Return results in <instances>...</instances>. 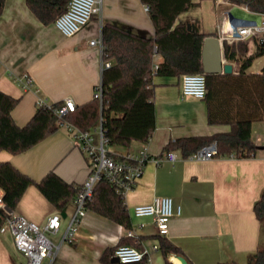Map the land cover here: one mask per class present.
I'll list each match as a JSON object with an SVG mask.
<instances>
[{"label": "crops", "instance_id": "obj_1", "mask_svg": "<svg viewBox=\"0 0 264 264\" xmlns=\"http://www.w3.org/2000/svg\"><path fill=\"white\" fill-rule=\"evenodd\" d=\"M193 2L195 6L182 13L179 20L192 23L207 36H220L218 27L222 23L261 21L264 16L228 0ZM210 2H213L211 11ZM106 22L146 37L155 34L148 9L140 0H103L102 13L73 36H65L54 22L43 24L26 0L5 1L0 16V90L19 99L12 111L18 125L30 121L39 100L57 103L70 97L80 107L93 99L102 79L103 58L90 41L99 36ZM239 41L246 43L247 55H251L260 39L250 37ZM154 58L162 61L160 54ZM224 60L229 62L225 57ZM229 63L237 73L238 64ZM263 66L264 56H259L248 71L258 73ZM23 74L33 78L32 89H24L15 80ZM153 82L156 128L146 143L134 141L130 148L112 145L110 148L119 155L147 147L152 156L163 157L170 141L231 129L229 124L209 123L205 99L182 94L181 75H155ZM251 137L259 146L264 145V119L253 122ZM171 151L176 153L174 162L148 161L142 176L126 194L124 203L131 228L88 209L73 243L63 241V237L76 213L75 197L64 210H58L35 185H30L15 212L41 226L55 214L61 217L58 231L47 233L59 248L54 257H47L42 264H103V252L116 248L121 239L139 248L159 245L162 235L157 233L153 217L134 214L136 206L151 203L156 196H170L175 206L182 207V213L170 219L165 238L182 250L189 264L228 260L246 264L249 255L264 245L261 223L254 212V204L264 189V148L248 157L231 154L205 160L190 159L181 148ZM0 161L11 162L38 181L54 171L65 181L82 187L89 174V158L65 126L23 152L1 150ZM0 194H3L1 187ZM6 225L0 228V264H27L26 256L16 248L11 229ZM129 230L134 235L130 236ZM150 257L151 264H182L177 254L165 257L161 249L152 251Z\"/></svg>", "mask_w": 264, "mask_h": 264}, {"label": "trees", "instance_id": "obj_2", "mask_svg": "<svg viewBox=\"0 0 264 264\" xmlns=\"http://www.w3.org/2000/svg\"><path fill=\"white\" fill-rule=\"evenodd\" d=\"M5 1L0 0V16ZM70 1L26 0V4L43 24H50L68 9ZM140 1L148 5V13L155 27L154 36L146 37L118 24L104 23L103 60L110 61L111 66L102 71V99L94 96L67 116L69 122L82 130L102 125L104 136L111 146L130 148L134 141H149L156 128L155 75L178 76L204 72L202 46L207 35L197 28L194 31L188 29L187 22L179 20L182 13L195 6L193 0ZM228 1L264 15V0ZM223 49L224 57L238 64V71L206 73L207 93L204 99L207 101L209 123L229 124L231 129L210 136H191L170 141L166 151L181 148L185 156H189L212 141H217L220 155L248 157L259 148H264V145L259 146L251 137L253 122L264 119V66L258 73L248 71L255 58L264 56V42L257 41L256 50L251 55H247L244 41L225 40ZM155 52L162 56L156 69ZM18 102V98L0 90V151L23 152L60 127L58 117L52 110L40 105L26 125H18L12 115ZM114 157L123 159L120 155ZM30 185H35L58 210H64L81 188L65 181L54 171L48 172L38 181L21 172L11 162L0 161V187L5 205V209L0 208V228L6 224L8 210L15 212ZM87 208L128 229L132 226L123 198L116 193L115 186L104 178L96 184L93 199ZM254 212L264 235V189L254 204ZM160 237L159 249L165 257L171 253L183 255L178 246L165 236ZM123 244L125 241L121 239L118 245ZM115 249L109 248L103 252V264L145 263L112 262ZM217 264L240 263L228 260ZM246 264H264V245L249 255Z\"/></svg>", "mask_w": 264, "mask_h": 264}, {"label": "built area", "instance_id": "obj_3", "mask_svg": "<svg viewBox=\"0 0 264 264\" xmlns=\"http://www.w3.org/2000/svg\"><path fill=\"white\" fill-rule=\"evenodd\" d=\"M145 7L148 9V5ZM102 9L103 0H71L68 9L55 19L54 24L65 36H73L87 26L95 15H100ZM218 32L221 42L245 40L250 37L261 39L264 37V16L261 21H250L242 24L222 23L218 27ZM90 44L99 48L103 58L102 32L97 38L92 39ZM158 54L155 52V57ZM158 64L159 62L154 58L155 69L158 68ZM110 66V61L102 60V69ZM15 80L20 82L26 90L34 87V80L28 74L16 76ZM181 90L184 96L204 99L207 93L206 73H183L181 75ZM95 96L102 99L101 82L96 86ZM39 105L52 110L58 117L59 125L69 129L77 146L89 158V174L75 195L76 213L63 237V241L69 243L75 241L78 225L87 214V205L92 201L94 188L101 179L104 178L113 184L116 193L125 200L126 194L142 176L148 161L154 160L156 163H160L163 159L172 162L176 160L174 151L165 153L163 157H156L148 152L147 147L138 151H128L120 155L123 159H116L114 155L119 154L110 148L111 145L104 136L102 125L82 130L67 120L68 114L76 109V103L72 98H65L56 106L53 103L39 100ZM216 156H220L218 143L212 141L187 157L194 160H205ZM0 208L5 209L2 194H0ZM181 213V205L175 206L173 198L170 196H156L151 203L138 205L134 208V214L138 217L152 216L157 233L162 236H167L169 233L170 219ZM60 218L59 214H55L49 218L44 226H41L22 214L8 212L6 224L11 229L16 248L26 256L27 264H42L47 257H54L59 246L51 240L47 233L58 231L61 225ZM128 234L132 236L134 232L129 230ZM158 249V244H154L150 248L123 244L116 247L114 256H117L122 263L145 261L144 264H151V252Z\"/></svg>", "mask_w": 264, "mask_h": 264}, {"label": "water", "instance_id": "obj_4", "mask_svg": "<svg viewBox=\"0 0 264 264\" xmlns=\"http://www.w3.org/2000/svg\"><path fill=\"white\" fill-rule=\"evenodd\" d=\"M188 29L194 31L195 26L192 23H187ZM264 42V37L260 39ZM224 41L221 42L218 36L209 35L204 38L202 46V65L203 70L207 74H222L232 73L233 64L224 60ZM11 213V211L8 210ZM177 258L182 264H189L188 260L183 255H177ZM112 262H120L117 256H112Z\"/></svg>", "mask_w": 264, "mask_h": 264}, {"label": "rangeland", "instance_id": "obj_5", "mask_svg": "<svg viewBox=\"0 0 264 264\" xmlns=\"http://www.w3.org/2000/svg\"><path fill=\"white\" fill-rule=\"evenodd\" d=\"M211 4H213V2H210V8H209L210 11H211V8H212ZM212 11H214V10L212 9ZM95 16H98V15H95ZM95 16H94V17H95ZM6 228H8L7 225H6Z\"/></svg>", "mask_w": 264, "mask_h": 264}, {"label": "bare ground", "instance_id": "obj_6", "mask_svg": "<svg viewBox=\"0 0 264 264\" xmlns=\"http://www.w3.org/2000/svg\"><path fill=\"white\" fill-rule=\"evenodd\" d=\"M240 9V8H239ZM244 10H242V12H243ZM179 260V259H178ZM180 261V260H179Z\"/></svg>", "mask_w": 264, "mask_h": 264}]
</instances>
